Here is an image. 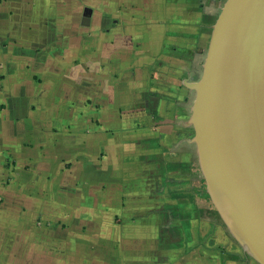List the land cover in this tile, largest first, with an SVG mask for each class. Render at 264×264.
<instances>
[{
  "label": "crops",
  "instance_id": "0c3cea01",
  "mask_svg": "<svg viewBox=\"0 0 264 264\" xmlns=\"http://www.w3.org/2000/svg\"><path fill=\"white\" fill-rule=\"evenodd\" d=\"M227 0H0V264H260L190 123Z\"/></svg>",
  "mask_w": 264,
  "mask_h": 264
},
{
  "label": "water",
  "instance_id": "95a60500",
  "mask_svg": "<svg viewBox=\"0 0 264 264\" xmlns=\"http://www.w3.org/2000/svg\"><path fill=\"white\" fill-rule=\"evenodd\" d=\"M191 87L208 195L243 251L264 264V0L226 1Z\"/></svg>",
  "mask_w": 264,
  "mask_h": 264
}]
</instances>
